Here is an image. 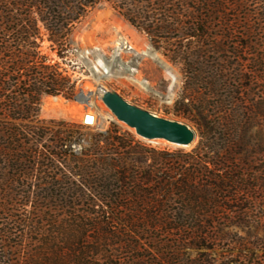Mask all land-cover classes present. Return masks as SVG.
<instances>
[{
	"label": "trees",
	"instance_id": "obj_1",
	"mask_svg": "<svg viewBox=\"0 0 264 264\" xmlns=\"http://www.w3.org/2000/svg\"><path fill=\"white\" fill-rule=\"evenodd\" d=\"M103 1L175 53L187 78L224 91L181 93L191 148L110 123L75 151L70 123L40 117L43 96L76 91L43 42L63 56ZM263 203L264 0H0V264H264V235L249 230L264 224Z\"/></svg>",
	"mask_w": 264,
	"mask_h": 264
},
{
	"label": "rangeland",
	"instance_id": "obj_2",
	"mask_svg": "<svg viewBox=\"0 0 264 264\" xmlns=\"http://www.w3.org/2000/svg\"><path fill=\"white\" fill-rule=\"evenodd\" d=\"M113 22L122 23L133 30L142 40L143 46L148 51L154 52L155 56L134 54L123 50L115 52L114 47L109 42L107 43L106 38L99 31L101 24ZM48 43L46 40L43 42L44 50L53 60L58 61L66 69L71 78L75 79V93L79 90L92 92L85 100H76L73 96L66 98L62 95H45L41 99L40 117L60 119L70 123L71 129L75 131L74 133L78 137V141L72 143L75 151H79L83 145L88 144L94 133L105 129L110 123H115L120 131H127L134 139L150 146L189 149L196 142V132L193 141L187 147L175 145L163 138L139 136L134 132L133 127L116 119L110 112L95 91L97 85L115 91L138 106L179 119L189 124L194 130L195 123L193 119H190V116H187L188 110L185 105L187 98L181 95L183 90L197 96L200 100L208 101H213L215 98L224 95V91L221 93V90L210 89L209 85L198 77L187 78L175 53L167 52L161 46L156 47L146 32L124 19L105 1L95 5L75 22L69 35L67 50L63 56H58L55 49H49ZM99 58L100 62L98 61ZM250 66L251 64H246L245 69L249 70ZM133 76H137L141 81L138 82ZM252 92H255L254 86L249 90L250 94ZM90 112L94 113L93 116L95 115L94 121L86 123L83 116ZM61 166L62 164L58 163L57 168L59 170H56L58 176L63 169ZM47 170V167L42 165L37 169L23 168L19 171L15 166V176L29 174L41 176ZM262 205L264 206V203ZM230 230H235L237 234H243L245 228L232 227ZM249 230L257 236L264 235V224L257 228L250 227ZM220 249L219 247L214 248L216 256L220 253ZM227 264L242 263L231 261Z\"/></svg>",
	"mask_w": 264,
	"mask_h": 264
},
{
	"label": "water",
	"instance_id": "obj_3",
	"mask_svg": "<svg viewBox=\"0 0 264 264\" xmlns=\"http://www.w3.org/2000/svg\"><path fill=\"white\" fill-rule=\"evenodd\" d=\"M95 91L100 93L101 100L116 119L133 127L134 132L143 138H163L175 145L187 146L195 137L193 127L179 119L131 103L115 91L100 85L96 86ZM91 93L79 90L73 98L85 100ZM90 118L89 114L83 117L86 123H90Z\"/></svg>",
	"mask_w": 264,
	"mask_h": 264
},
{
	"label": "bare ground",
	"instance_id": "obj_4",
	"mask_svg": "<svg viewBox=\"0 0 264 264\" xmlns=\"http://www.w3.org/2000/svg\"><path fill=\"white\" fill-rule=\"evenodd\" d=\"M99 31L100 34L106 38L107 43L109 42V44L114 47L115 52L123 50L128 51L129 53L132 52L134 54L141 53L150 56H155L154 52L148 51V49L143 46L142 40L136 35V33H134V31L130 28L124 26L122 23L113 22L111 24H101L99 26ZM98 61L100 62V58L98 59ZM133 78L138 82L141 81L137 76H133ZM86 114L90 115V123H92L94 121V113L92 114V112H90ZM187 146H189V144Z\"/></svg>",
	"mask_w": 264,
	"mask_h": 264
}]
</instances>
